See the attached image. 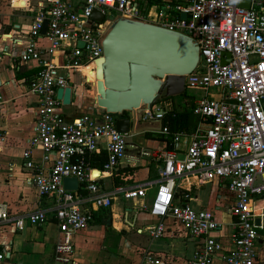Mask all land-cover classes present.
I'll return each mask as SVG.
<instances>
[{
	"label": "built area",
	"instance_id": "obj_1",
	"mask_svg": "<svg viewBox=\"0 0 264 264\" xmlns=\"http://www.w3.org/2000/svg\"><path fill=\"white\" fill-rule=\"evenodd\" d=\"M236 1L162 0L152 19L141 11L138 0H45L44 8L35 13L18 56L22 62L33 61L37 68L26 82L37 100L22 167L37 194L52 198L58 233L52 264H76L72 235L91 223L94 209L111 206L112 193L100 192L97 180L117 170L126 137L133 134L116 131L119 116L115 113L65 119L61 99L56 97L58 88L69 86L70 76L89 83L82 70L94 73V60L101 55L100 35L112 11L182 32L198 44V61L184 78L185 89L202 91L191 101L196 120L181 153L173 148L160 152L158 182L147 209L157 221L137 232L144 230L150 239H157L164 234L168 218L196 241L182 264H261L256 243L259 232H264V0H249L248 7ZM93 10L102 15L100 22L90 18ZM40 38L47 46L38 44ZM57 55L59 63L51 59ZM163 113L162 107L155 106L144 110L140 120L161 121ZM154 129L170 137L173 146L185 137L161 123ZM34 148L40 151L38 159L32 157ZM64 177H74L77 189L65 190ZM213 179L231 199L232 223L226 239L213 234L220 224L210 210L191 204L190 192L182 185L200 186ZM114 191L131 199L143 196L145 188L116 187ZM86 203L88 208L83 206ZM7 221L17 230L40 226L46 222V212L39 209L12 218L0 205V223ZM4 258L0 250V264ZM135 264L165 262L144 250Z\"/></svg>",
	"mask_w": 264,
	"mask_h": 264
},
{
	"label": "crops",
	"instance_id": "obj_2",
	"mask_svg": "<svg viewBox=\"0 0 264 264\" xmlns=\"http://www.w3.org/2000/svg\"><path fill=\"white\" fill-rule=\"evenodd\" d=\"M161 1L138 0L141 11L151 19ZM44 5L45 0H0V205H4L12 218L39 209L46 212V222L40 226L26 225L17 230L10 223L12 220L0 223V250L5 256L2 264H52V246L58 239L51 213L52 198L37 194L29 182V173L22 167V151L33 134L37 100L28 91L26 82L37 68L33 61L22 62L18 56L26 42L32 18ZM38 44L47 46V41L40 38ZM51 59L55 63L60 62L59 55ZM83 73L88 81H93L91 75L87 76V70ZM80 79L78 75L68 78L70 103L61 107L65 119L95 113L93 84L87 83L84 87L86 83ZM193 120L195 123V117ZM153 128H157V121L147 122L146 129L126 137L125 148L132 146L134 152L130 154L124 150L122 159H126L120 160L116 171L133 168L131 173L115 171L110 176L102 174L97 180L100 192L112 193L113 199L109 208L94 209L91 223L72 235V257L76 264H135L144 250L156 254L165 264H182L191 256L196 241L188 238L168 218L164 221V234L157 239H150L144 230L137 232V229L157 221L147 209L158 182L160 152L165 150L166 138ZM189 131L183 132L185 137L179 139L173 149L182 152ZM137 134L145 141L144 144L130 143L131 137ZM39 155V149L34 148L33 159H38ZM182 185L190 192L191 204L195 208L210 210L220 224L213 234L226 239L232 217L231 199L225 187L217 179L200 186H186L185 182ZM116 187H144L145 192L141 197L125 199L115 193ZM117 198L122 202L117 203ZM83 206L89 207L88 203ZM256 249L261 264H264L263 231L259 232Z\"/></svg>",
	"mask_w": 264,
	"mask_h": 264
},
{
	"label": "water",
	"instance_id": "obj_3",
	"mask_svg": "<svg viewBox=\"0 0 264 264\" xmlns=\"http://www.w3.org/2000/svg\"><path fill=\"white\" fill-rule=\"evenodd\" d=\"M248 3L249 0L236 1L241 7H248ZM179 16L184 18L185 14ZM90 18L100 22L102 15L93 10ZM45 27L46 21L42 33ZM100 46L101 55L94 60V112L117 114L118 132L146 129L148 121H141L140 114L163 98L182 95L185 75L198 61V44L191 36L122 16L108 21L100 35ZM70 93V86H65L57 89L56 97L62 105H68ZM160 123L157 121V127ZM62 186L67 191L77 189L74 177H64Z\"/></svg>",
	"mask_w": 264,
	"mask_h": 264
},
{
	"label": "trees",
	"instance_id": "obj_4",
	"mask_svg": "<svg viewBox=\"0 0 264 264\" xmlns=\"http://www.w3.org/2000/svg\"><path fill=\"white\" fill-rule=\"evenodd\" d=\"M184 99L182 98L184 106H180L179 104H175L172 97H166L163 99L168 100V107L163 113V117L161 119V125L166 126L170 132H187L190 127L194 124V117L191 113V101L183 94ZM126 114V112H124ZM173 144L171 143L170 137L165 141V149H172ZM103 157V155H101ZM101 158V157H100ZM133 168H122L116 172L121 173H131ZM117 179V178H116ZM118 182L115 180V184ZM105 221V220H103Z\"/></svg>",
	"mask_w": 264,
	"mask_h": 264
},
{
	"label": "rangeland",
	"instance_id": "obj_5",
	"mask_svg": "<svg viewBox=\"0 0 264 264\" xmlns=\"http://www.w3.org/2000/svg\"><path fill=\"white\" fill-rule=\"evenodd\" d=\"M111 16H112V18H114V17H116V16H118V14L115 12V11H112L111 12ZM87 76L88 75H91L92 76V80L93 81H88L89 82V84H93V82L95 81V79H94V73L93 72H91V71H88L87 70ZM80 78V77H79ZM88 78V77H87ZM80 80H82V78L80 79ZM76 84H77V82H75ZM85 84V83H84ZM71 85V84H70ZM87 86V83H86V85H84V87H86ZM187 98H188V100H192V99H195V98H197V97H199L201 94H202V91L201 90H199V89H185L184 90V93H183ZM183 94L182 95H180V96H172V99H173V101H174V103L175 104H179L180 106H184V104H183V101H181V99L183 98L184 99V97H183ZM192 103V102H191ZM168 100H166V99H163V100H159L157 103H156V105L155 106H159V107H162L163 109H164V111L166 110V108L168 107ZM154 106V107H155ZM144 140H142L141 139V136L140 135H133L132 137H131V141H130V143H132L133 145H137V146H139L140 144H144ZM127 151H126V153H130V154H132L133 152H134V150H133V147L132 146H129V145H127L126 146V148H125ZM122 159V158H121ZM126 158H123L121 161H124ZM124 200V199H123ZM122 202V200H120V198H117V203H121ZM141 243H143V242H141ZM140 243V244H141ZM88 264H89V262H88Z\"/></svg>",
	"mask_w": 264,
	"mask_h": 264
},
{
	"label": "bare ground",
	"instance_id": "obj_6",
	"mask_svg": "<svg viewBox=\"0 0 264 264\" xmlns=\"http://www.w3.org/2000/svg\"><path fill=\"white\" fill-rule=\"evenodd\" d=\"M86 70V68H84L83 70H82V72H84ZM92 72V71H91ZM97 174V172H94V175H96Z\"/></svg>",
	"mask_w": 264,
	"mask_h": 264
},
{
	"label": "flooded vegetation",
	"instance_id": "obj_7",
	"mask_svg": "<svg viewBox=\"0 0 264 264\" xmlns=\"http://www.w3.org/2000/svg\"><path fill=\"white\" fill-rule=\"evenodd\" d=\"M163 100V99H162ZM169 102V101H168Z\"/></svg>",
	"mask_w": 264,
	"mask_h": 264
}]
</instances>
